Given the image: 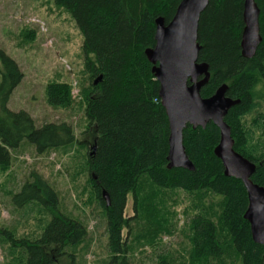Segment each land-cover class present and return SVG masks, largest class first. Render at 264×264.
Listing matches in <instances>:
<instances>
[{"label": "trees", "instance_id": "16d2710c", "mask_svg": "<svg viewBox=\"0 0 264 264\" xmlns=\"http://www.w3.org/2000/svg\"><path fill=\"white\" fill-rule=\"evenodd\" d=\"M181 0H53L66 10L83 35L82 52L88 77L84 92L85 133L93 141L86 154L90 185L106 219L107 264H133L127 257L131 219L124 218L126 200L139 194L181 191L195 209L189 222L190 248L184 254L202 264H263L264 246L253 243L243 219L248 200L241 181L224 176L213 150L219 131L187 126L183 146L192 172L167 169L168 120L158 97L159 85L144 52L155 45V20L167 24ZM259 9L261 42L251 58L241 55L244 0H209L198 21V62L208 65L209 81L200 90L211 97L223 84L226 96L239 100L224 118L234 150L255 166L251 177L264 188V0ZM0 167H8L12 152L26 141L37 155L67 150L76 142L66 122L35 126L25 111L7 104L22 74L16 62L0 50ZM261 86V89L258 87ZM66 84L51 85L48 101H68ZM255 112V113H254ZM257 134V135H256ZM107 194L109 206L102 198ZM58 194L42 176L31 174L11 198L17 209L36 205L46 215L45 226L34 240H16L5 234L10 251L22 264H76V251L87 237L83 224L59 209ZM161 264H167L166 261ZM187 264H190L188 261Z\"/></svg>", "mask_w": 264, "mask_h": 264}, {"label": "rangeland", "instance_id": "374dc122", "mask_svg": "<svg viewBox=\"0 0 264 264\" xmlns=\"http://www.w3.org/2000/svg\"><path fill=\"white\" fill-rule=\"evenodd\" d=\"M83 35L71 15L53 0H0V50L13 59L21 74L7 107L25 111L36 127L46 123L71 125L76 142L67 150L37 155L26 141L12 152L8 167H0V264H22L19 252L10 251L5 234L16 240H34L45 226L47 215L36 205L17 209L11 198L31 174H38L58 194L59 209L83 224L85 242L76 251V264H107L106 219L92 187L86 154L92 144L86 131L84 92L88 77L82 52ZM2 66L0 64V79ZM66 84L68 101L50 104L47 89ZM262 87L259 86L258 89ZM264 111V99L261 102ZM257 135V134H256ZM137 212L127 197L124 218L131 219L129 235L123 231L127 257L133 264H202L184 254L190 248L189 222L195 213L181 191L139 194Z\"/></svg>", "mask_w": 264, "mask_h": 264}, {"label": "water", "instance_id": "95a60500", "mask_svg": "<svg viewBox=\"0 0 264 264\" xmlns=\"http://www.w3.org/2000/svg\"><path fill=\"white\" fill-rule=\"evenodd\" d=\"M208 2L181 0L167 24L163 18H157L155 46L144 52L152 65V74L159 85L158 96L168 120L167 169L194 170L183 146V130L187 126L204 129L212 123L220 137L213 154L222 162L225 177L241 181L248 200L243 219L249 224L253 243L264 246V188L252 182L255 166L234 150L230 128L224 122L228 111L240 101L226 96L228 86L225 84L209 98L200 95L210 75L208 65L198 62L197 29L201 12ZM259 14L254 0H244L240 42L244 58H251L261 42ZM102 198L108 207L105 192ZM262 260L264 264V254Z\"/></svg>", "mask_w": 264, "mask_h": 264}, {"label": "bare ground", "instance_id": "6f19581e", "mask_svg": "<svg viewBox=\"0 0 264 264\" xmlns=\"http://www.w3.org/2000/svg\"><path fill=\"white\" fill-rule=\"evenodd\" d=\"M180 3V2H179ZM179 5V4H178ZM206 8V7H205ZM176 11V10H175ZM203 12V11H202ZM201 12V13H202ZM172 19V18H171ZM242 22H243V20H242ZM243 28H244V24H243ZM242 31H243V29H242ZM154 36H155V34H154ZM241 36H242V32H241ZM155 41V40H154ZM155 46V45H154ZM151 49V48H150ZM147 50V49H146ZM145 50V51H146ZM149 63V62H148ZM150 64V63H149ZM151 65V64H150ZM152 66V65H151ZM158 91H159V89H158ZM159 97V96H158ZM160 99V98H159ZM160 104H161V101H160ZM162 107V106H161ZM255 113V112H254ZM200 128V127H199ZM202 129V128H201ZM219 131V130H218ZM169 137V136H168ZM219 139H220V137H219ZM218 145V144H217ZM215 149V148H214ZM214 151V150H213ZM218 159V158H217ZM219 160V159H218ZM220 161V160H219ZM221 162V161H220ZM221 165H222V162H221ZM222 168H223V165H222ZM223 170H224V168H223ZM132 222V221H131Z\"/></svg>", "mask_w": 264, "mask_h": 264}]
</instances>
